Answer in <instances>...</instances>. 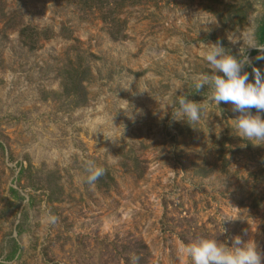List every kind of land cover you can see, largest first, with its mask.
I'll return each instance as SVG.
<instances>
[{
	"label": "rangeland",
	"instance_id": "374dc122",
	"mask_svg": "<svg viewBox=\"0 0 264 264\" xmlns=\"http://www.w3.org/2000/svg\"><path fill=\"white\" fill-rule=\"evenodd\" d=\"M81 2L0 0V264H264V0Z\"/></svg>",
	"mask_w": 264,
	"mask_h": 264
},
{
	"label": "trees",
	"instance_id": "16d2710c",
	"mask_svg": "<svg viewBox=\"0 0 264 264\" xmlns=\"http://www.w3.org/2000/svg\"><path fill=\"white\" fill-rule=\"evenodd\" d=\"M82 1V2H81ZM77 2H81L84 4L86 9H97L102 11L103 13V19L109 23V33L110 35L115 38V39H120L123 38V32H124V28L120 29L119 27L121 26V22L119 20V18H117V16L115 15V11H111V9L113 8H117L125 3H137V0H77ZM105 10V11H104ZM28 29L23 28L21 30V36L24 38H31V43H35L36 39L33 38L32 34H28L26 33ZM258 43L261 45H264V22L261 24V26L259 27V31H258ZM229 79H231L232 74L231 73H226L225 74ZM107 177V176H104ZM103 178H99V181L101 183ZM103 185H108L107 182L103 183ZM11 191L16 195L17 191L15 189H11ZM32 199V198H31ZM31 199L29 201H31ZM20 230H18V233L20 234ZM19 249L18 244L14 241V245L12 246L11 251L7 254L6 259L7 260H12L15 258L16 253Z\"/></svg>",
	"mask_w": 264,
	"mask_h": 264
}]
</instances>
